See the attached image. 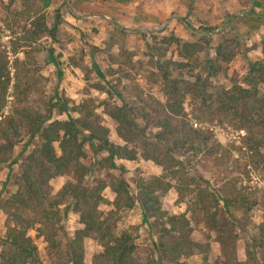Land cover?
Returning <instances> with one entry per match:
<instances>
[{
	"label": "rangeland",
	"instance_id": "1",
	"mask_svg": "<svg viewBox=\"0 0 264 264\" xmlns=\"http://www.w3.org/2000/svg\"><path fill=\"white\" fill-rule=\"evenodd\" d=\"M200 27L211 32L202 34ZM181 44L203 48L191 54ZM216 50L224 54L223 59L216 57ZM207 60L214 70L211 76ZM262 60L264 0H0V87H5L4 92L0 88V114L12 116L15 109L24 108L47 116V123L77 120L75 125L103 127L108 142L115 146L137 149L134 160H114L116 168L112 169L94 141L90 142L96 155L81 136L76 142L81 143L84 156L78 165L91 167L86 185L105 183L98 193L97 211L115 232H127L132 237V257L142 263H151L155 256L134 201L138 183L159 179L168 186L155 193L159 207L168 215H178L185 212L186 205L177 199L175 187L181 186L180 180H188L185 196L191 199L196 190L189 179L196 174L210 181L213 188L221 187L222 193L223 183H229L234 195L248 202L244 207L233 206L244 227L235 242L234 262L244 263L256 226L264 222V166L242 146L243 131L236 129L238 123L232 120L230 110L219 112V106L225 104L219 103L233 85L249 91L244 79L257 77L256 73L249 74V64ZM172 85L182 94L185 117L181 121L186 125L182 130L188 134L189 126L194 131L189 139L208 137L207 145L215 146L216 142L221 152H228V165L219 178L206 161L207 149L200 145L186 142L179 152L172 149L183 162L174 175L142 157L139 147L152 143L147 135L157 131L154 125ZM257 90L258 100H263L264 83H259ZM124 108L132 113L137 129H144V136L127 130L125 141L117 136L113 117ZM82 132L85 137L89 135V131ZM17 139L13 156L26 140ZM52 146L59 156V141ZM31 149L28 146L25 153ZM260 152L264 157V146ZM158 159H162L160 154ZM15 172L16 166L0 164V200L14 193L15 187L5 181ZM118 179L127 186L129 207L113 205L109 182L117 184ZM69 181V175L52 178L48 182L50 195H56ZM189 190L193 191L191 196ZM67 201L62 199L59 211L65 209L64 228L71 235L82 226ZM5 229L0 209V238ZM26 235L36 248L38 264H50L45 244L35 237L34 229ZM191 238L208 244L210 261L218 258L214 235L201 223L192 227ZM99 251L96 241L84 239L83 263L90 264ZM185 262L199 264V256H189Z\"/></svg>",
	"mask_w": 264,
	"mask_h": 264
},
{
	"label": "trees",
	"instance_id": "2",
	"mask_svg": "<svg viewBox=\"0 0 264 264\" xmlns=\"http://www.w3.org/2000/svg\"><path fill=\"white\" fill-rule=\"evenodd\" d=\"M248 14L254 15L251 12ZM198 31L203 32L202 34L211 32L203 27L198 28ZM173 42L176 47L179 46L177 39ZM181 46L183 49H190L191 54L200 52L203 48L186 44ZM215 52L217 58H224L219 50ZM206 64L211 76L213 67L208 65V60ZM253 73L257 77L253 79L250 75L244 79V83L250 86L249 91L233 85L229 92L223 93L219 104H225L219 106V112L230 110L232 120L238 123L236 129L244 133L240 137L242 146L254 154L253 157L260 159L264 166V157L260 152L264 146V99L257 98V85L264 83L263 60L249 64V74ZM0 88L4 92L5 87ZM181 97L176 85H172L162 106L160 119L154 125L157 131L147 135L152 143L139 147L142 157L162 166L164 171H172L171 174L174 175L179 172V167L182 169L183 162L178 161L172 149L179 152L186 142L192 146L200 145L207 149L206 161L210 162L214 174L219 178L221 172L226 170L230 156L223 149L221 152V147L216 142L213 143L215 146L207 145L208 137L189 139L194 131L189 126L188 134L182 130L186 125L181 121L185 117ZM47 120V116H40L24 108L15 109L12 116L0 114V164L16 166V172L5 181L14 186L15 191L8 198L0 200L6 225L3 237L0 238V264H38L36 248L26 235L29 229H34L35 237L45 244L44 252L50 264H84L82 250L83 240L86 238H92L100 247L90 264H187L185 260L192 255L199 256V264H240L234 262L235 242L244 227L235 217L233 206L235 209L244 207L248 202L235 196L229 183H223L225 193H222L221 187L213 188L210 181L198 174L189 179L196 190L195 194L189 190L193 199H186L185 196L188 180L185 183L178 180L181 186L175 187L177 199L184 201L186 205L185 212L178 215H168L160 209L155 193L166 185L159 179L138 183L134 201L140 209L141 221L152 239L155 259L151 263L136 260L132 257L135 247L132 237L127 232H115L109 220L101 217L97 211L100 200L98 193L105 183L99 182L97 187L86 185L91 167L78 165L79 159L84 156L81 143L76 142L77 136H81L96 155L98 152L91 143L94 141L95 146L105 152V161L112 169L116 168L114 160H134L137 149L109 143L106 130L100 126L91 129L85 124L75 125L79 124L77 120H51L48 123ZM113 120L118 125L117 136L122 140L125 141L126 130L144 136V129H137L130 110H119ZM82 131H89V135L83 136ZM17 138L26 140L20 151L13 156L12 149ZM56 141H59V156L55 155L52 146ZM28 146L32 149L25 153ZM159 154L161 160L158 159ZM63 175H69L72 181L65 184L56 195H50L48 182ZM109 183L114 195L113 205L129 207V204L126 205V184L121 179L117 180V184ZM62 199L68 200L67 205L78 216V222L82 226L71 235L64 228L65 209L61 213L59 211ZM200 223L213 233L218 245L219 256L213 261L208 259V244L195 242L191 238L192 227ZM245 256V261L241 264H264V222L256 226V234L251 237Z\"/></svg>",
	"mask_w": 264,
	"mask_h": 264
}]
</instances>
